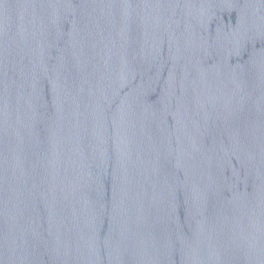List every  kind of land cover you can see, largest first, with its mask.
Masks as SVG:
<instances>
[{
    "label": "water",
    "instance_id": "obj_1",
    "mask_svg": "<svg viewBox=\"0 0 264 264\" xmlns=\"http://www.w3.org/2000/svg\"><path fill=\"white\" fill-rule=\"evenodd\" d=\"M0 264H264V0H0Z\"/></svg>",
    "mask_w": 264,
    "mask_h": 264
}]
</instances>
